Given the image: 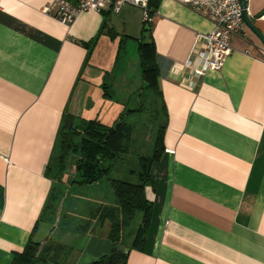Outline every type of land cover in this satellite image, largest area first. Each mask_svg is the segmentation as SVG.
<instances>
[{"label":"crops","instance_id":"obj_1","mask_svg":"<svg viewBox=\"0 0 264 264\" xmlns=\"http://www.w3.org/2000/svg\"><path fill=\"white\" fill-rule=\"evenodd\" d=\"M51 1L0 0V264H13L30 240L44 242L53 233L52 240L70 248L66 264H87L110 251L108 220L91 217L85 228H56L62 207L47 169L66 120L100 107L117 114L121 95L126 100L140 90L142 84L121 89L128 63L103 72L121 54V36L136 40L139 33L155 51L165 128L144 188L152 203L145 239L129 250L126 264H264L259 37L244 23L230 38L222 68L195 77L184 63L191 58L198 65L194 51L213 22L183 0H160L147 31L140 7L87 10L64 24L54 6L46 9ZM244 1L264 36V0ZM136 53L142 80L137 47ZM106 77L110 87L102 82Z\"/></svg>","mask_w":264,"mask_h":264},{"label":"trees","instance_id":"obj_2","mask_svg":"<svg viewBox=\"0 0 264 264\" xmlns=\"http://www.w3.org/2000/svg\"><path fill=\"white\" fill-rule=\"evenodd\" d=\"M160 0H147L148 19L156 11ZM148 19L144 20V30H149ZM137 51L139 56L142 85L138 93L148 94L152 104H160L163 111L158 76L159 68L156 63L155 51L151 42L138 39ZM157 107V106H156ZM141 107L128 109L140 111ZM159 117V115H156ZM163 120L165 115L163 113ZM137 127V126H136ZM165 121L153 133L154 145L148 148L149 153H137L138 170L131 169L130 173L137 176L136 182H128L118 178H109L108 172L123 159L134 145L135 135L139 128L134 122H115L106 125L98 118H82L74 123L66 120L58 137V155L54 166H48V175L58 188L62 182L60 174L71 169L77 172L79 178L69 180V183L91 185L100 179L108 177L115 204L99 205L91 215L100 223L110 222L108 239L112 243L110 251L87 264H126L128 253L125 248H141L147 231L152 203L145 197L144 188L151 183L150 168L161 153L163 147V129ZM133 142V143H132ZM146 146V145H145ZM148 147V146H147ZM146 147V149H147ZM57 171L59 173H57ZM63 183V182H62ZM142 213L136 233L130 245L123 241L125 228L135 218L136 213ZM85 228V226L82 225ZM70 248L64 244L47 238L44 242L29 241L21 252L14 255L13 264H66Z\"/></svg>","mask_w":264,"mask_h":264},{"label":"rangeland","instance_id":"obj_3","mask_svg":"<svg viewBox=\"0 0 264 264\" xmlns=\"http://www.w3.org/2000/svg\"><path fill=\"white\" fill-rule=\"evenodd\" d=\"M140 14L141 16L143 15L141 10H140ZM112 17L116 19L115 21L116 22L115 25L117 24L116 28L121 32L122 29L121 21L118 19V17L115 14H113ZM136 38L140 39L141 33H139ZM121 39H122V44L120 45L121 54L119 55L118 59H117V55L116 58L114 55L115 59L112 58L110 62L111 67L104 69L103 72L105 75L108 71L112 72L113 69H117L118 66L122 67L124 66V64L128 63L129 70H128L127 83H125V86L123 87L114 84L113 85L114 87L112 86V88H117L118 90H120V88L122 87L121 89L125 90V88H128V86H131L132 89H135L137 88L136 86L138 84L140 85L142 84V80L140 79L138 72L139 67L137 64L138 59L136 53V47H137L136 45L138 42L137 39L135 40L133 38H126L124 37V35L121 36ZM100 58H102V54ZM103 60L105 61L108 60L107 55L105 54L103 55ZM135 67H137V69ZM102 82L108 84L110 87L111 79H109V77H106V79H102ZM100 87L102 88L103 92L104 91L108 92L107 89L109 87H107L106 89H104L103 86L101 85ZM123 96L124 93L121 95L122 99L120 100L121 102H123V109L120 108L117 114L113 110L110 109L108 110L107 107H100L97 109L98 111L87 110L84 111L82 115L72 117L71 122L74 123L75 121L77 122L82 118L85 119L94 118L97 116H98L97 118L102 123L107 125H113L115 122H118L120 120L126 123L134 122L135 128L137 127L139 128V131L134 137L135 138L134 145L131 144L132 145L131 150H129V152L123 157L121 162H119V165H117L115 168L112 167V169L108 172V177L118 178L128 182H136L137 176L130 173L131 169L138 170L136 154L139 152L140 154H142L145 153V151L146 153H149L151 151V149L148 151V148H151L152 145H154L153 133L155 132L156 129L159 128V125H161L163 121V113L160 104L157 105L152 104L151 98L146 93L141 94L138 93L137 91L135 96L134 94L128 95V99L126 100H123L124 98ZM115 101L118 102L117 100ZM137 106L141 107L140 111H136V112L128 111V109H133ZM156 115H159V117H157ZM52 166H54V164H52ZM57 173L59 172L57 171ZM59 176L60 179L62 178L61 180L63 183L62 182L59 183L62 184V186H60L62 188V193L59 191L58 187H56V192H55L57 197L61 200V202L59 200V204L62 207L61 221L56 225V228L58 230H62L65 227H70L79 224L85 226L91 221L90 217L85 219L86 216L88 217V215L91 214V212L97 205L106 204L110 206L114 204V196L112 193L110 182L107 179L108 177H104L100 179L98 183L78 186L76 184L69 183V180L79 178L77 172L68 169V172L64 170L63 173H61ZM66 208H68L69 211L71 210V212L68 211L69 213L65 214V212H67ZM141 215L142 213L137 212L135 218L124 230L123 241L126 244V246L130 245V242L132 241L133 236L136 233V229L137 226L139 225ZM57 233L58 231L56 232V234ZM54 236L55 233H53V236L52 234L47 235L46 238H50V237L54 238Z\"/></svg>","mask_w":264,"mask_h":264},{"label":"built area","instance_id":"obj_4","mask_svg":"<svg viewBox=\"0 0 264 264\" xmlns=\"http://www.w3.org/2000/svg\"><path fill=\"white\" fill-rule=\"evenodd\" d=\"M183 3L213 22L212 29L200 35L202 43L194 51L193 55L199 59L198 65L193 67V60L189 58L185 67L192 68L195 77L209 70H220L232 51L231 36L244 24L240 0H183ZM124 4L142 8L144 20L148 19L147 0H52L46 9L54 6L55 17L70 24L83 11L109 9L117 13Z\"/></svg>","mask_w":264,"mask_h":264},{"label":"water","instance_id":"obj_5","mask_svg":"<svg viewBox=\"0 0 264 264\" xmlns=\"http://www.w3.org/2000/svg\"><path fill=\"white\" fill-rule=\"evenodd\" d=\"M241 7H242V17H243V22L259 37L260 41L262 44H264V36H262L258 30L252 25L250 20L248 19L246 15V4L244 0H240ZM125 252H129V248H125Z\"/></svg>","mask_w":264,"mask_h":264},{"label":"flooded vegetation","instance_id":"obj_6","mask_svg":"<svg viewBox=\"0 0 264 264\" xmlns=\"http://www.w3.org/2000/svg\"><path fill=\"white\" fill-rule=\"evenodd\" d=\"M114 204H115V201H114ZM101 205H103V204H101ZM97 206H99V205H97ZM89 217L91 218V217H94V216H92L91 214H89L87 218H89Z\"/></svg>","mask_w":264,"mask_h":264}]
</instances>
